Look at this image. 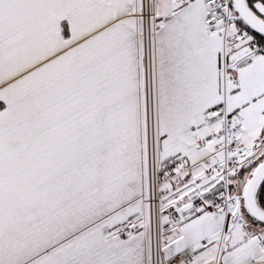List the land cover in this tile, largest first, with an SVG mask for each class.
<instances>
[{
  "label": "snow or ice",
  "instance_id": "1",
  "mask_svg": "<svg viewBox=\"0 0 264 264\" xmlns=\"http://www.w3.org/2000/svg\"><path fill=\"white\" fill-rule=\"evenodd\" d=\"M0 264H264V0H0Z\"/></svg>",
  "mask_w": 264,
  "mask_h": 264
}]
</instances>
